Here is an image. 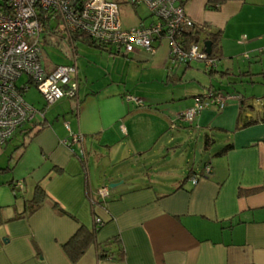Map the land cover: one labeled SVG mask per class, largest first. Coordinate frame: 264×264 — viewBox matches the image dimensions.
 <instances>
[{
	"label": "crops",
	"instance_id": "0c3cea01",
	"mask_svg": "<svg viewBox=\"0 0 264 264\" xmlns=\"http://www.w3.org/2000/svg\"><path fill=\"white\" fill-rule=\"evenodd\" d=\"M208 2L190 0L186 10L207 32H221L222 58L216 70L228 72V80L244 73L264 74V0H229L219 11L209 10ZM138 18L135 26L152 21L148 12ZM48 39L55 42L53 36ZM62 40L70 48L68 64L78 69L79 98L47 107L41 95L40 106L27 100L32 86L25 92L26 102L44 116L37 115L0 145V170L10 165L9 157L25 142L28 129L40 123L44 128L16 169L0 174V264H73L63 246L81 227L97 234L75 264H264V95L244 97L242 112L239 100H230L223 110L209 108L190 124L179 116L194 106L196 96L179 99L180 104L138 98V105L127 100L129 91L121 92V57L162 70L165 84L182 82L194 63L179 76L181 66L169 62L167 41L152 56L141 49L112 54L68 35ZM80 52L90 58L84 73ZM23 77L21 87L28 83ZM240 78L246 81L248 76ZM65 124L84 136L85 158L78 146L63 144L70 135ZM207 136L214 142L208 151ZM229 144L233 148L227 154L214 157ZM172 152L184 162H158ZM207 165L211 173L197 185L192 179L183 182L190 171L201 175ZM114 184L118 186L110 188ZM38 185L47 194L41 208L13 220L26 214ZM105 188L108 195L103 197Z\"/></svg>",
	"mask_w": 264,
	"mask_h": 264
},
{
	"label": "built area",
	"instance_id": "2783aa9c",
	"mask_svg": "<svg viewBox=\"0 0 264 264\" xmlns=\"http://www.w3.org/2000/svg\"><path fill=\"white\" fill-rule=\"evenodd\" d=\"M132 7H145L152 21L139 26L125 28L120 17V6L112 0H0V145L6 144L15 134L37 115L44 116L25 100L29 86L42 95L47 107L61 100L78 101L80 80L75 65H62L48 72L43 64L41 43L47 29L59 22L69 36L86 34L91 41L114 53L129 55L144 50L155 55L162 41L169 44L171 65L188 66L200 62L207 69H216L219 60L206 52L202 39L190 46L186 33L196 23L189 16L186 4L190 0H127ZM264 54V49L261 51ZM248 59L249 56L245 55ZM22 76L28 83L21 87ZM237 96L209 92L195 100L194 106L179 116V120L193 123L205 110H223ZM127 100L138 105L142 101L134 96ZM69 138L63 144L78 146L85 158L84 136L73 133L68 124ZM211 173L207 166L201 175L193 177V185ZM22 187L21 184H18ZM107 196V189L100 191ZM97 224L103 225L100 218Z\"/></svg>",
	"mask_w": 264,
	"mask_h": 264
},
{
	"label": "rangeland",
	"instance_id": "374dc122",
	"mask_svg": "<svg viewBox=\"0 0 264 264\" xmlns=\"http://www.w3.org/2000/svg\"><path fill=\"white\" fill-rule=\"evenodd\" d=\"M144 14H147V10L144 7H139L135 9L132 6L124 3L120 5V17L122 24L125 28L135 26L139 19L138 15ZM148 20L149 19H147V21ZM62 37L63 36L61 34H59L58 36L55 35V42L50 45L45 44L44 40L42 39V57L45 66H47L46 70L48 72L52 71L58 65L68 64L72 59V57H70L69 55V45L66 41H61ZM42 38H44V36ZM82 46L83 45H80L81 48H83ZM86 59L90 60V58H88L84 53H81L79 61L81 73H84L86 69ZM96 60L97 59L92 61L96 62ZM88 65L89 64H87V66ZM103 65H107L106 62H104ZM93 66L92 64H90V67ZM192 67L193 68H189L187 70L186 74L182 78V82H178L176 84L171 83L168 85L165 84V81H163V79H165V73L162 70H153L151 65L148 63L140 64L134 60L121 57V92L124 93L126 91H129L132 96L140 98L143 101L150 97H159L162 99H175L178 102H174V104H180L179 99L186 97L189 98L192 96L206 95L208 92V86L213 83V85L217 88L218 86L225 87L224 90L222 89V92L224 95L226 94V97H228L227 94H229L236 96H244L246 98L262 99L264 95V84L263 81H261L260 79L254 80V83H251L249 78L245 81L240 78V76L233 77L230 80H222L220 79V77L214 78L204 73L203 63L196 62L192 65ZM179 68L180 69H178L177 74L179 76H182L184 66H181ZM95 70L97 71V75H99L100 81L103 83H107V77L104 75V73L97 69ZM94 77L89 78L90 84L92 83V81H94ZM23 79L26 78L23 77ZM199 82H203V84H200ZM40 95L41 94L38 93L34 87H31L26 93V98L29 102H33L36 105L40 106L43 103L40 102L38 104V100H40L42 96ZM200 137L203 136L201 135ZM195 143L196 142L194 140L191 142V144ZM8 151H10V149H8ZM160 154H162L161 151H159V155ZM176 157L177 156H174L172 152L168 157L160 158L158 162L161 163L162 161H166L167 159L172 160V162L175 164H182L184 162L183 157ZM195 160L198 164L199 154L198 156H195ZM93 162V160H90L91 166L92 164H94ZM101 187L102 185L100 186V188Z\"/></svg>",
	"mask_w": 264,
	"mask_h": 264
},
{
	"label": "trees",
	"instance_id": "16d2710c",
	"mask_svg": "<svg viewBox=\"0 0 264 264\" xmlns=\"http://www.w3.org/2000/svg\"><path fill=\"white\" fill-rule=\"evenodd\" d=\"M227 1H229V0H209L208 8L211 11H219L220 8ZM116 3L119 6L122 3L128 5L127 0H117ZM4 6L5 5L0 3V10L4 9ZM133 8L137 9L139 7H133ZM47 34H48V36H46ZM59 34H61L62 36L68 35L66 33V31L64 30V28L61 27L60 23L56 21L52 24L51 28L46 30V32L44 34V38H43L44 43L48 44V45L52 44L53 42L50 43L48 37H52V36L54 37L55 35L58 36ZM203 34L207 35V37H205L206 40L212 42V53H211L210 57L213 59L220 60L222 58L221 49H220V39L222 37V34L220 31H218L216 33H209L206 30V26L200 27L199 25L196 24L195 28L192 31L186 33V35H185L187 44L190 46L191 44L196 43L197 41L201 40L200 38H201V35H203ZM69 37L72 38L74 41H79V39H82L86 44H88L90 46H93V47L95 46L98 49L107 50L112 54H117V53H114L113 51H111V50H109L103 46L95 44L94 42L91 41L90 37H88L86 34H75V35H72ZM41 50H42V48H41ZM42 59H43V57H42ZM43 64H44V62H43ZM192 64H190L188 66H184V67L188 68ZM67 65H72V64H67ZM58 66H62V65H58ZM44 67H45V65H44ZM216 69H207L204 65V73L208 74L211 77H214V78L220 77V79H222V80H224V79L228 80L229 77H231V75L228 72H226V71L220 72V71H217ZM240 76H242V77L248 76L251 83H254V78L256 76H261L262 80L261 79L260 80L263 81V84H264V74H258L255 76L252 74L244 73V74H241ZM178 82H181V80L179 79ZM223 90H222V88L215 87L213 85V83H211V85L208 87L207 94L209 92H212V91L215 93L223 94V92H222ZM227 95L228 96H236V95H229V94H227ZM204 96L205 95H199V96H196L195 99L201 98ZM237 97H238L237 100H239L241 102L240 109L242 112L245 109V98H244V96H237ZM239 122H240V120H239ZM253 123H255V122H253V121L252 122H246V123H244L243 126L246 127V126H249ZM43 128H44V123H40V124H34L30 129L27 130V132L25 134V142L18 145L14 149V151L11 153V155L9 157L10 165L5 169H1L0 174L4 173V172H13L16 169L18 163L23 158V155H24L29 143L36 137V135H38L43 130ZM213 144H214V142L207 136L205 138V142H204L205 150L208 151L212 147ZM232 148H233L232 144L226 145L220 151L215 153L214 157H222L225 154H227ZM207 166H209V165H207ZM194 176H196V174H194V172L192 170V171H190L187 179H185V181H183V182L184 183L188 182V180L193 179ZM46 199H47V194H46L45 190L40 185H38L36 187L33 198L27 202V211L25 212L26 214L21 215V216H17L13 220H17V219H21L23 217H29V216L33 215L34 213H36L41 208V206L43 205V203L45 202ZM56 208L59 211V213L66 214V212L63 209L59 208V206L57 204H56ZM1 212H2V210L0 208V224L2 223ZM96 234H97L96 229L95 230H88L85 227H81L78 230V232L66 244H64L63 249L73 264H75L82 257V255L89 249V247L95 242ZM123 255H124V253L122 254V257H123ZM100 257L104 258L105 255L101 254Z\"/></svg>",
	"mask_w": 264,
	"mask_h": 264
},
{
	"label": "water",
	"instance_id": "95a60500",
	"mask_svg": "<svg viewBox=\"0 0 264 264\" xmlns=\"http://www.w3.org/2000/svg\"><path fill=\"white\" fill-rule=\"evenodd\" d=\"M205 46H206L207 54L211 55V53H212V42L211 41L205 42ZM263 111H264V108H263ZM263 120H264V116H263ZM117 186H118V184H114V185H111L110 188H115Z\"/></svg>",
	"mask_w": 264,
	"mask_h": 264
}]
</instances>
